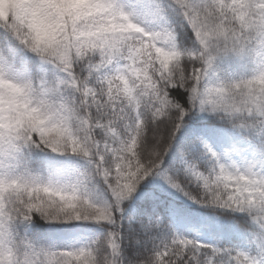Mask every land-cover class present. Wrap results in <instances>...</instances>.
I'll list each match as a JSON object with an SVG mask.
<instances>
[{
	"label": "snow or ice",
	"instance_id": "snow-or-ice-1",
	"mask_svg": "<svg viewBox=\"0 0 264 264\" xmlns=\"http://www.w3.org/2000/svg\"><path fill=\"white\" fill-rule=\"evenodd\" d=\"M0 264H264V0H0Z\"/></svg>",
	"mask_w": 264,
	"mask_h": 264
}]
</instances>
